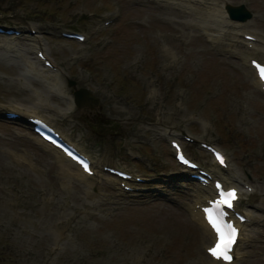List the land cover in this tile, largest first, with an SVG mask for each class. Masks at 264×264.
I'll list each match as a JSON object with an SVG mask.
<instances>
[{
    "label": "rangeland",
    "instance_id": "1",
    "mask_svg": "<svg viewBox=\"0 0 264 264\" xmlns=\"http://www.w3.org/2000/svg\"><path fill=\"white\" fill-rule=\"evenodd\" d=\"M182 1L192 8L169 0H0L3 27L41 31H0V113L37 111L98 165L65 180L29 125L0 117V264H209L212 239L193 216L194 194L204 191L175 161L170 140L207 170L214 162L200 142L221 148L227 168L219 174L252 187L237 203L250 219L234 264H264V95L254 94L246 68L248 57L264 61V0H230L252 14L237 26L208 21L215 0ZM245 32L258 35L256 53ZM81 88L99 97L97 108L64 111Z\"/></svg>",
    "mask_w": 264,
    "mask_h": 264
},
{
    "label": "bare ground",
    "instance_id": "2",
    "mask_svg": "<svg viewBox=\"0 0 264 264\" xmlns=\"http://www.w3.org/2000/svg\"><path fill=\"white\" fill-rule=\"evenodd\" d=\"M169 2L171 3H174V4H177L181 7H184V8H189L191 9L192 8V4H190L189 2H186V1H182V0H169ZM168 2V3H169ZM231 1L230 0H219L217 2V0H215L212 4V10L211 11H208L210 13V17L211 18H207L208 21H216L218 22L220 25H231V26H237L239 25V23H241L240 21L238 20H233L229 17L226 16V12L223 8V6L225 4H229ZM170 4V3H169ZM203 17H200L199 19H197V25L200 24V25H205V22L202 20ZM205 28H208L210 30H214L216 32H223V34H225L227 31H229V29H220L218 27H215V26H205ZM34 31H30V34L29 33H26L24 34L23 36H25L26 38L28 37H35V36H39L40 35V28L39 27H34ZM239 30V29H237ZM33 33V34H31ZM235 34V33H234ZM251 34V33H249ZM254 37L253 40L249 41L252 43L251 47H250V50L252 53H256L259 49V43H258V35H255V34H252ZM33 41V45L32 47L33 48H36L37 46L39 47L40 46V42L38 40H32ZM264 45V43H263ZM263 51V58H264V49L262 50ZM248 57L247 55H244V58ZM249 63V59L247 61ZM246 68L248 69V71H250L253 75V78H254V84H255V89H254V94L256 93L257 95H264L263 92H261L260 90V83L259 81L256 79L255 75H254V70L253 68L247 64ZM54 84V83H53ZM51 85V83H50ZM255 94V95H256ZM73 108V105H72V101H71V98L69 99V102H68V106L66 108V110L64 111H69L70 109ZM13 109L20 115V116H24V117H31V116H36L35 114H37L38 112L35 111V110H29L27 109L26 107H13ZM62 112V110H61ZM34 114V115H33ZM53 124L59 129L60 127L57 126V124L55 122H53ZM173 125H171L172 127ZM63 134V132H62ZM44 142V141H43ZM44 144L48 147V149L51 151L52 150V153L54 155V157L56 158L57 162H58V165H59V175L61 178L67 180V179H71L72 177H76V178H79V179H84L88 176V174L84 173L75 163H73L70 159H68L67 157H65L60 151H58L55 147L49 145L48 143L44 142ZM226 161V160H225ZM96 166H94L93 168H96ZM91 167V169H93ZM219 170H220V167L218 165H214L213 168H210L208 169V172L209 173H212L214 176H218V178H220L223 182V186H228V185H232V184H236L238 183L239 185L237 186H240L239 188V198L236 200V204L237 202H239L244 196H248L250 193L253 192V190L251 191H247V188L245 189V186L243 183H241L233 173H228L227 175L225 174H219ZM93 179V178H92ZM204 192H195V204L198 203L199 206H204L206 205V200L207 199H212L215 194H214V191L211 187H209L208 185L206 186H201L200 187ZM199 188V189H200ZM200 189V190H201ZM249 193V194H248ZM254 193V192H253ZM252 193V194H253ZM214 194V195H213ZM245 209V213L247 214V220L249 219V214H248V211H247V208H244ZM196 210V209H195ZM194 219H197L198 222H200V226L202 227L204 233L208 236V237H211L212 239H214V235L213 233L211 232L210 228L208 227V225L204 222L203 218H202V213L200 212V208L198 210H196L194 212ZM246 224V221L239 224L241 226V230H240V233H239V237L237 238V241L236 243L234 244L233 246V249H234V252H235V249L237 248V245L239 244V240H241V234H242V230H243V226ZM206 246V245H205ZM209 261L208 263L209 264H225L223 263L222 261H218V260H213L211 259L209 256ZM236 263L235 262V256L233 258V260L231 261V264H234Z\"/></svg>",
    "mask_w": 264,
    "mask_h": 264
},
{
    "label": "snow or ice",
    "instance_id": "3",
    "mask_svg": "<svg viewBox=\"0 0 264 264\" xmlns=\"http://www.w3.org/2000/svg\"><path fill=\"white\" fill-rule=\"evenodd\" d=\"M254 66L258 70L259 78L261 81H264V66L259 65L255 61L253 62ZM217 158L223 162V158L217 154ZM181 159H183L181 157ZM87 170V165H84ZM235 190L222 193L220 201L217 203L216 208L220 209L221 205L227 207H232V202L236 199ZM223 213H220L222 215ZM207 218L215 230L218 240L214 247L209 249L210 255L218 260L223 261L225 264H231L233 256L231 255L232 246L236 243L237 230L229 225H224L221 221L214 215L211 211L208 212Z\"/></svg>",
    "mask_w": 264,
    "mask_h": 264
},
{
    "label": "water",
    "instance_id": "4",
    "mask_svg": "<svg viewBox=\"0 0 264 264\" xmlns=\"http://www.w3.org/2000/svg\"><path fill=\"white\" fill-rule=\"evenodd\" d=\"M226 9L231 18L239 21H244L251 17L250 11L246 9L244 4H240L236 6L228 4L226 5ZM74 97H75L74 100L77 102L78 108H84V107L94 108L98 103L97 99L92 97L90 93L84 88L75 90Z\"/></svg>",
    "mask_w": 264,
    "mask_h": 264
}]
</instances>
